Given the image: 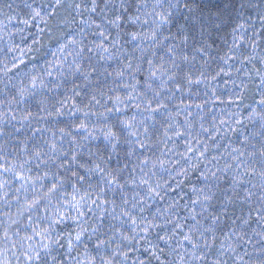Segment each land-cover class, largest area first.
Segmentation results:
<instances>
[{"label": "snow or ice", "instance_id": "1", "mask_svg": "<svg viewBox=\"0 0 264 264\" xmlns=\"http://www.w3.org/2000/svg\"><path fill=\"white\" fill-rule=\"evenodd\" d=\"M0 264H264V0H0Z\"/></svg>", "mask_w": 264, "mask_h": 264}]
</instances>
